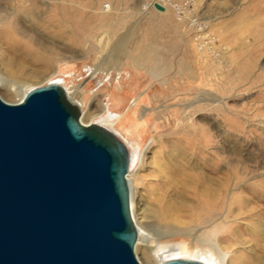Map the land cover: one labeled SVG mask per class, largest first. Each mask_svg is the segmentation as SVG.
<instances>
[{"label": "rangeland", "instance_id": "obj_1", "mask_svg": "<svg viewBox=\"0 0 264 264\" xmlns=\"http://www.w3.org/2000/svg\"><path fill=\"white\" fill-rule=\"evenodd\" d=\"M158 1L165 12L147 0H0V98L15 104L56 84L81 105L84 125H97L103 106L118 116L111 129L133 154L136 221L153 237L134 248L140 264H250L264 239V0ZM188 1L223 49L216 61L173 10ZM216 161L236 169L201 223L196 182L184 174L219 180ZM234 199L245 210L222 224Z\"/></svg>", "mask_w": 264, "mask_h": 264}, {"label": "water", "instance_id": "obj_2", "mask_svg": "<svg viewBox=\"0 0 264 264\" xmlns=\"http://www.w3.org/2000/svg\"><path fill=\"white\" fill-rule=\"evenodd\" d=\"M79 118L56 84L0 98V264H140L129 152Z\"/></svg>", "mask_w": 264, "mask_h": 264}, {"label": "bare ground", "instance_id": "obj_3", "mask_svg": "<svg viewBox=\"0 0 264 264\" xmlns=\"http://www.w3.org/2000/svg\"><path fill=\"white\" fill-rule=\"evenodd\" d=\"M181 68H183V67H181ZM0 87H3V88H7L8 87L6 82L3 79H1V78H0ZM66 97H67V100L70 102V104L72 106H74L80 112L79 120L83 124V116L85 115V112L80 110V106L81 105L79 103L74 102L70 96L69 97L66 96ZM103 116H105V118H106L105 120L103 119ZM93 117H95V116H93ZM97 118L99 120H101L99 123L98 122L96 123L97 126H99V127L103 128V129L111 132L112 134H114L118 139H120L125 144L128 152H129L130 163H131V161L133 160V158H132L133 154L130 151L129 145L127 143H125L117 135L118 133L116 131H114V130L112 131V129H111L112 126H113L112 123L114 121H116L118 116H116V115L112 116L109 108L103 106L102 112L100 113V115L97 116ZM130 146H132V145H130ZM220 164H221V162L216 161V163H213L211 166H209V168L212 171V173H214V174L222 173L223 177L219 178V180H216V179H208L207 180L206 175H204L202 173H186V174H184V176H186L187 178L195 180L197 188H198V191L196 192L197 193L196 195L199 198V202H198V206L196 207V215H195L196 216V220L198 222H201V223L204 222L206 220V215H208V214L204 213V210H202L203 209V205L209 206L210 208L214 209V211L215 210L217 211V209H218L217 205H220L219 203H220V201L222 199L221 197H223V194H225V191L227 190L228 186L230 185V183L233 180L232 178L234 177V172H235V169H236L235 164L226 163L225 168H226L227 171L225 173L222 171V166ZM127 179H128V177H127ZM210 180L211 181H215L217 183L216 184H212L210 182ZM210 184L217 185L218 190L221 191V193H218L216 191V189H213L212 185H210ZM129 185H130V182H129ZM178 205H179L178 210H180L179 212H182V211H184L183 209L187 208V206H186L184 201H181ZM137 206H138V203L135 201L134 194H133L132 189L130 187V212H131L132 220H133V222H134V224L136 226L137 234H138L137 242H136V245H135V249H137L138 246L141 245V244L146 249H149V248L152 247L151 244L153 242V237L151 236V234L146 229H144V228H142L141 226L138 225V223L136 221V217H135V210H136ZM170 209H171V207H170ZM243 209H244V207H242L241 205L238 204L237 199L232 200L229 203V205H228V209L226 210L225 216H223V219L220 222L222 224H225L226 221L229 218H234L235 216H237L239 214H242V210ZM236 211H237V213H235ZM209 215H213V214L210 212ZM221 223H219L217 226L214 227L213 232H212L214 235L216 233H218V231L220 230ZM260 242H262V244L258 245V249H259V252H260V254L258 256V259H256V261H254V262H251L250 264H264V262L262 261V259L264 260V239H260ZM175 251H177L179 253V255H181V254L183 255L184 253H188L187 249L185 247H183V246H179ZM160 263L161 262H157V264H160ZM201 263L202 264H218L212 259H208L205 263L204 262H201Z\"/></svg>", "mask_w": 264, "mask_h": 264}, {"label": "built area", "instance_id": "obj_4", "mask_svg": "<svg viewBox=\"0 0 264 264\" xmlns=\"http://www.w3.org/2000/svg\"><path fill=\"white\" fill-rule=\"evenodd\" d=\"M153 3H158L166 8L165 5L160 3L158 0H147V3L144 6L145 9L153 8ZM172 7L178 15L179 21H186L188 26L193 31V40L197 50L202 54L209 55L214 61L218 60L223 53V49L217 43L216 39L206 32V24L198 21L196 17H192L189 11L191 2L188 1L181 5L174 4Z\"/></svg>", "mask_w": 264, "mask_h": 264}]
</instances>
